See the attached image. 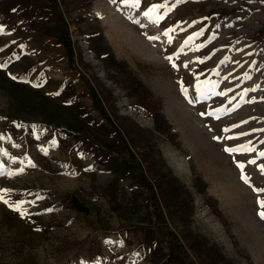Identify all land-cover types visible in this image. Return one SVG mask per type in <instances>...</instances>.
I'll use <instances>...</instances> for the list:
<instances>
[{
    "label": "rangeland",
    "instance_id": "374dc122",
    "mask_svg": "<svg viewBox=\"0 0 264 264\" xmlns=\"http://www.w3.org/2000/svg\"><path fill=\"white\" fill-rule=\"evenodd\" d=\"M0 26V264H264V0H0Z\"/></svg>",
    "mask_w": 264,
    "mask_h": 264
},
{
    "label": "snow or ice",
    "instance_id": "6c2138e0",
    "mask_svg": "<svg viewBox=\"0 0 264 264\" xmlns=\"http://www.w3.org/2000/svg\"><path fill=\"white\" fill-rule=\"evenodd\" d=\"M129 2V0H124V3H128ZM139 2H140V0H133V5L135 6V5H138L139 4ZM163 7H166L165 5H163V4H153L147 11H145L144 12V15L146 16V17H149L150 19L152 18V16H153V14L156 12V10H158V9H160V8H163ZM163 17H160V16H157L156 17V20H157V22L160 20V19H162ZM3 31V27L2 26H0V32H2ZM168 33L166 32L165 33V35H167ZM150 39H157V37H150ZM168 59L169 60H171L172 58L171 57H168ZM175 66V65H174ZM4 67V65H0V68H3ZM185 67H187V65H185ZM13 79H16V77H12ZM58 94V93H57ZM226 152H234V151H236V149H230V148H225L224 149ZM260 155L261 156H264V152H261L260 153ZM249 163H252V164H255L256 163V161L255 160H251V161H249ZM238 167H240L241 169H243V165L242 164H238ZM260 170H261V172L262 173H264V165H260ZM21 171H22V169H21ZM242 179H244L245 180V182L247 183L248 182V178L247 177H243L242 176ZM5 193L8 191V190H3ZM254 191L257 193V194H260V193H264V188H254ZM0 200H3V195H0ZM259 204H260V206L261 207H264V200H260V199H258V201H257ZM4 203H8V201L7 200H4ZM10 206H12V205H10ZM16 210H18V206H16ZM22 215H23V213H21ZM260 215L262 216V217H264V212H262V213H260Z\"/></svg>",
    "mask_w": 264,
    "mask_h": 264
}]
</instances>
